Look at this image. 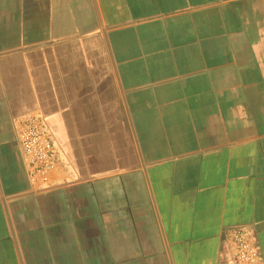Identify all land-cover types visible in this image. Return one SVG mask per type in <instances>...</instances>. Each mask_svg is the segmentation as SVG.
<instances>
[{
	"label": "crops",
	"instance_id": "obj_1",
	"mask_svg": "<svg viewBox=\"0 0 264 264\" xmlns=\"http://www.w3.org/2000/svg\"><path fill=\"white\" fill-rule=\"evenodd\" d=\"M235 226L264 261V0H0V264H229Z\"/></svg>",
	"mask_w": 264,
	"mask_h": 264
},
{
	"label": "built area",
	"instance_id": "obj_2",
	"mask_svg": "<svg viewBox=\"0 0 264 264\" xmlns=\"http://www.w3.org/2000/svg\"><path fill=\"white\" fill-rule=\"evenodd\" d=\"M17 137L30 180L39 188L52 185V173L61 163L60 151L42 114L25 115L18 121ZM228 249L222 251L229 264H264L256 231L251 226H235L226 231Z\"/></svg>",
	"mask_w": 264,
	"mask_h": 264
}]
</instances>
